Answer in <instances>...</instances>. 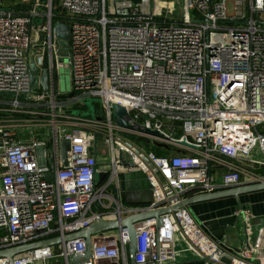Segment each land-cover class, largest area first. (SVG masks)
Returning a JSON list of instances; mask_svg holds the SVG:
<instances>
[{
  "label": "built area",
  "instance_id": "2783aa9c",
  "mask_svg": "<svg viewBox=\"0 0 264 264\" xmlns=\"http://www.w3.org/2000/svg\"><path fill=\"white\" fill-rule=\"evenodd\" d=\"M25 3L0 0V93L12 94L0 96V250L59 242L20 253L12 264H73L85 239L65 235L160 208L171 209L160 226L154 218L136 225L133 262L128 230L118 227L92 234L91 254L78 264H169L177 241L208 264H264L243 207L236 211L245 238L238 253L186 206L172 209L198 193L264 182V0H181L180 14L157 0H59L65 17L56 23L69 33L64 45L53 34L52 0L42 7L32 0L24 13L12 8ZM31 60L47 69V92L32 87ZM58 68L69 70L66 95L56 86ZM86 97L99 99L100 113L74 116ZM114 105L130 125L167 139L119 127ZM142 138L166 143L168 153L157 156ZM62 139L70 142L66 164ZM98 150L108 158L99 159ZM132 168L148 181L145 206L121 202L120 175Z\"/></svg>",
  "mask_w": 264,
  "mask_h": 264
},
{
  "label": "crops",
  "instance_id": "0c3cea01",
  "mask_svg": "<svg viewBox=\"0 0 264 264\" xmlns=\"http://www.w3.org/2000/svg\"><path fill=\"white\" fill-rule=\"evenodd\" d=\"M45 1L46 0H37L38 4H41V7L45 4ZM31 2L32 0H26V3L21 6L28 11ZM161 4L172 5L175 14H180L181 12L179 7L180 11L176 13V5L171 0H163L161 1ZM16 8L15 5L13 9L15 10ZM57 8L60 11L59 0H57ZM51 22L53 23V26L56 24V22L52 21V17ZM143 140H146V142ZM142 141L148 147L152 148L156 146L155 144L149 143L147 138H142ZM158 147L165 150L169 149L162 146ZM120 190V199L124 205L145 206L151 200V190L146 176L138 168H132L131 170L121 173ZM186 207L208 234L219 240L227 250L235 253H238L245 245L244 231L242 227L244 218L236 213L240 207H243L248 212L252 244L262 248V251L264 252V190L242 195L238 200L233 197H225L193 203ZM176 247L179 251L178 256L176 260L169 264H208L204 260L197 258L190 252L186 251L180 241H177Z\"/></svg>",
  "mask_w": 264,
  "mask_h": 264
},
{
  "label": "water",
  "instance_id": "95a60500",
  "mask_svg": "<svg viewBox=\"0 0 264 264\" xmlns=\"http://www.w3.org/2000/svg\"><path fill=\"white\" fill-rule=\"evenodd\" d=\"M6 1H11V0H6ZM35 1V0H34ZM53 34L54 36L59 39V43L61 45H64L66 42L65 40L68 39L69 33H68V26L66 24L62 23H56L53 26ZM30 73H31V85L33 88H37L38 85H40L41 90L43 92H47L49 90V75L47 69L43 68L40 69L38 66H36L35 62L33 60L30 61ZM0 96H12L10 93H0ZM69 96H72L70 94ZM64 97V96H61ZM113 116L116 119V124L127 130V131H135L140 133L143 136H148V137H153L158 140H165L167 139L163 134L159 133L156 130H151L148 129L144 126H140L138 124L136 125H130L128 123L129 121V116L126 112V110L119 106V105H114L113 106ZM70 142L67 139H62L60 141V155H61V160L63 164H66V152L69 149ZM158 146H162L165 148H169V145L163 142H157ZM44 150L43 146H38L36 148L37 156H38V163L39 165H45L46 159L42 156V151ZM48 153H50V149L47 150ZM94 155H96V150H94ZM122 164L124 165H129L133 166V163L127 160H122ZM105 173H100L98 174L99 179L103 178ZM48 180H52L53 175H48L46 176ZM264 190V182H257V183H244L235 187H230V188H223L220 190H216L213 192H203V193H198L195 195H192L188 198H186L182 203L172 207V209L180 208L183 206H189L193 203L197 202H204V201H210L214 199H220V198H225V197H233L235 199H239L240 196L253 193L256 191ZM171 209L170 208H160V209H154V210H141L139 212H136L130 216H126L124 218H121L120 220H101L97 223L91 224L88 227L69 233L64 236L65 240H70L74 238H84L85 239V251L79 255H74L71 258V262L73 264H78L82 263L88 260L91 252H90V236L92 234L101 232V231H106V230H111V229H116L118 227H126L128 230L129 234V247H128V252H129V261L133 262L134 260V254L137 249V239H136V225L139 224L140 222L154 218L156 221V225L160 226L162 223L161 220V215L169 212ZM59 242V238H54V239H49V240H43V241H38V242H33V243H28L25 245H19V246H14L10 247L7 249H2L0 250V258L4 257L7 258L8 263L12 264L13 263V257L16 255L23 253L27 250L40 247V246H46V245H52L56 244ZM221 261L223 263H229V259L227 257H222Z\"/></svg>",
  "mask_w": 264,
  "mask_h": 264
},
{
  "label": "rangeland",
  "instance_id": "374dc122",
  "mask_svg": "<svg viewBox=\"0 0 264 264\" xmlns=\"http://www.w3.org/2000/svg\"><path fill=\"white\" fill-rule=\"evenodd\" d=\"M13 2L15 1H19V0H12ZM161 1L163 0H157V4L158 6H161ZM167 1V0H164ZM175 3L176 5V13H178L179 7H181V0H171ZM45 4L47 3V0L44 2ZM163 14V13H162ZM63 62H67V58L66 56H64L62 58ZM56 86L58 91L63 94L66 95L65 93H68L70 91V80H69V70L67 68H58L56 71ZM99 102V99L96 97H86L83 98L81 100H79V107L78 108H72L71 112L74 116H78V115H82V116H86L88 114L93 113V102ZM85 106L84 108H82V106ZM13 116L12 115H7L5 117H7L8 119H11ZM98 158L99 159H107L108 156L106 154H101L100 151L98 150ZM52 262V261H51Z\"/></svg>",
  "mask_w": 264,
  "mask_h": 264
},
{
  "label": "trees",
  "instance_id": "16d2710c",
  "mask_svg": "<svg viewBox=\"0 0 264 264\" xmlns=\"http://www.w3.org/2000/svg\"><path fill=\"white\" fill-rule=\"evenodd\" d=\"M12 8H14V7H12ZM52 9H53V14H52V21L53 22H57V21H61V20H63L64 19V17H65V15L62 13V12H60L59 10H58V8H57V0H53L52 1ZM26 8H24L23 6H18L16 9H15V11H16V13H24V12H26ZM155 21L156 22H158V23H160V24H163V22H168V21H166V20H164V19H162V18H155ZM79 107V105H75V107L74 108H78ZM85 106L83 105L82 106V108H84ZM100 111H101V106H100V104L98 103V102H93V112L95 113V114H97V113H100ZM88 117H90V116H92L91 114H88L87 115ZM144 142H146V140H143ZM154 152H155V154L157 155V156H163V155H166L167 153H168V149L167 150H165V149H161V148H159L157 145L156 146H154V147H152L151 148ZM111 190H112V187L110 188ZM136 206V205H135ZM53 264V263H52ZM57 264V263H56Z\"/></svg>",
  "mask_w": 264,
  "mask_h": 264
}]
</instances>
